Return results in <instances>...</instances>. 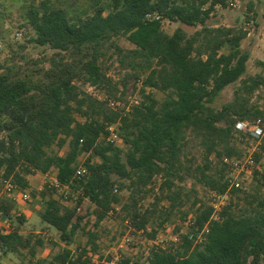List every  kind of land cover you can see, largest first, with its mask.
Returning <instances> with one entry per match:
<instances>
[{
    "label": "trees",
    "instance_id": "trees-1",
    "mask_svg": "<svg viewBox=\"0 0 264 264\" xmlns=\"http://www.w3.org/2000/svg\"><path fill=\"white\" fill-rule=\"evenodd\" d=\"M101 1L92 0L85 18L73 19L51 0H33L27 20L35 32L33 41L55 51L48 60L49 68L40 70L41 79L11 70L2 73L6 66L0 61V172L5 180L13 179L28 189L27 176L57 168L60 187H74L80 193L77 206L65 208L55 198L58 189L47 187L42 192L46 206L41 218L67 243L88 215L80 208L82 202L88 200L94 206L92 213L99 222L120 203L117 192L127 183L130 204L123 208L137 231H146L150 213L138 212L136 196L159 175L167 178L159 201L170 203L172 209L165 212L169 219L181 195V188L171 178L185 179L181 175L182 157L189 136L208 149L209 162L210 154L228 145L238 120L264 117L261 110L248 106L243 93L264 85V78L251 80V84L244 79L251 59L250 52L242 50L247 32L208 26L216 7L227 6V0H110L109 7ZM164 21L202 28L191 36L182 28L167 35L162 29ZM119 36H125L135 48H119L114 42ZM108 44L118 51L122 66L136 69L146 64L149 72L144 88L166 93L163 103L148 95L129 112H118L80 91L76 81L82 79L94 87L116 89L99 67ZM236 83L240 88L233 101L216 110L213 104ZM118 122L126 150L107 142L108 124ZM54 144L60 148L68 144L66 155L49 154ZM261 150L264 154V146ZM83 154L98 161L89 159L80 164ZM225 154L235 157L231 151ZM256 160L260 162L262 156L256 154ZM81 166L88 173L78 177ZM202 176L213 190H227V184L221 183L222 175L218 178V174L206 176L202 172ZM255 180L264 187V171L256 172ZM236 192L240 193L238 202L233 196L220 221L211 220L210 206L200 205L192 230L200 233L209 224L203 243H195L197 235L192 231L194 239L184 236L179 244L153 248L150 264H264V194L240 190L233 194ZM31 243V238L18 231L0 232L4 256H23L22 250ZM35 254L31 248L30 255L35 258ZM28 264L46 263L31 259Z\"/></svg>",
    "mask_w": 264,
    "mask_h": 264
},
{
    "label": "rangeland",
    "instance_id": "rangeland-1",
    "mask_svg": "<svg viewBox=\"0 0 264 264\" xmlns=\"http://www.w3.org/2000/svg\"><path fill=\"white\" fill-rule=\"evenodd\" d=\"M231 1L227 0V6L216 7L208 26L247 32V37L242 41V50L250 52L251 59L248 62L244 79L250 80L251 84V80L264 78V0H240L237 7H231L229 5ZM32 2L33 0H0V61L6 66L2 73L11 70L13 74L23 76L29 74L35 79H41L40 70L49 68L48 60L55 51L33 41L35 32L27 23L28 11ZM51 2L56 7L67 10L73 19H78L79 17L85 18L84 12L94 1L51 0ZM101 4L109 7L111 1L102 0ZM178 28H182L191 36L202 27H190L170 21L163 22L162 29L167 35H172ZM114 42L125 51L135 48V45L125 36L115 38ZM66 56L70 58L72 54ZM119 58L116 48L108 44L99 61L101 71L111 79V84L116 89L104 85L94 87L82 79L76 81L80 91L107 105L109 100L120 102L118 112H128V107L132 109L138 98L140 101L146 100L148 95L159 103L166 100V93L144 88L143 81L149 72L146 64L131 69L122 66ZM135 64L138 65L139 61H135ZM239 88L240 83L227 87L213 104L214 108L221 110L233 101L234 94ZM243 93L249 101V107L257 108L264 113V85L251 93L246 91ZM107 107L111 108L109 105ZM77 118L81 122L84 121L80 116ZM119 131L121 133L120 126ZM1 136L0 132V138ZM116 143L119 148L126 150L127 147L122 138ZM255 145H257L256 142L247 137L242 139L233 130L228 145L217 148L222 155H218V151L210 154L209 163L207 162L208 149L199 139L189 136L182 157L181 175L185 179L182 181L179 177L171 178L181 188V195L169 219L165 212L169 213L172 209L170 203L167 200L159 201L163 198L161 186L167 178L165 175H159L155 176L149 186L136 196L138 212L141 215L150 213L151 221L146 231H137L130 213L123 208L124 205L130 204V191L127 187L129 183H127L124 190L117 192L121 198L120 203L115 205L113 211L99 222L96 215L92 213L94 206L88 200L82 202L80 208L88 215H85L81 228L70 243L63 241L61 233L41 218V213L44 212L46 206L42 192L47 187L56 188L57 168L53 167L48 173L37 172L27 176L28 189L16 183L15 180L8 179L17 184V189L12 198L4 194L0 195V206H2L0 208L3 209V212H0V232L6 234L8 230L18 231L25 238H31L32 243L28 249L22 250L23 256L13 253L4 256L1 251L0 256L2 259L8 257V264H28L31 259L35 262L43 260L46 264H84L83 262L87 264H125L128 260L130 264H150V252L156 246L179 244L184 236L194 239V236L190 235L193 231L192 224L195 222L200 205L210 206L213 190L207 183L208 179L202 176V172L206 176L218 174V178L222 177L221 183L227 184L230 166L226 165L223 160L226 157H232L225 153L231 151L235 155L233 158H236L237 154L242 155L246 148ZM262 146H264V140L259 145V149ZM68 150V144L63 148L54 144L48 149V153L65 156ZM89 159L93 162L98 161L90 154H83L79 159L80 164H84ZM4 180L5 177L1 171L0 187H3ZM255 182L254 178V182L245 192L264 194V187L258 186ZM57 189L55 198L61 202L62 206L70 209L77 206L76 199L80 193L74 187ZM27 190L31 192L29 201L23 199V193ZM65 195L69 197L65 198ZM233 196H237L236 201L238 202L240 193L236 192ZM196 231L194 229L193 232L198 237L199 233ZM176 238H178L177 241ZM31 248L36 252L35 258L30 255ZM79 259L81 262L78 261Z\"/></svg>",
    "mask_w": 264,
    "mask_h": 264
},
{
    "label": "built area",
    "instance_id": "built-area-1",
    "mask_svg": "<svg viewBox=\"0 0 264 264\" xmlns=\"http://www.w3.org/2000/svg\"><path fill=\"white\" fill-rule=\"evenodd\" d=\"M240 3V0H232L230 2L231 7H237ZM219 7L221 5H218ZM150 18L152 16H149ZM154 18V16L152 17ZM159 19V17H157ZM139 98L136 100L135 105L139 104ZM108 105L113 110H118V106L120 102L116 100H109ZM130 107H128V112L130 111ZM127 113V112H126ZM120 123H113L108 124L107 131H108V141L114 144H117L119 140H121V135L119 131ZM234 131L237 133L242 139L243 138H250L252 141L256 142L257 145L248 147L244 150L242 157L236 158H224V163L230 166V173L227 177V190L225 192L220 191H211V202L210 207L212 208V221H220L221 215L225 209V207L230 203L231 199L233 198V191L240 190V191H248L249 186L254 182V178L256 172H263L264 171V154L262 150L259 149V145L264 140V117H260L253 121L250 120H238L235 123ZM256 154L262 156V160L257 162ZM88 170L81 166L77 170V176L83 177L87 175ZM56 188H61L58 181L55 184ZM17 189V185L12 182L11 180H4L3 187H0V195H6L8 197H13L15 191ZM65 198L67 196L65 195ZM23 199L25 201H29L31 199V192L25 191L23 193ZM193 223V222H192ZM194 223L192 224V226ZM13 231L8 230L6 233ZM209 231V224H207L204 229L199 233L196 243H203L206 239L205 235ZM178 238H176V241Z\"/></svg>",
    "mask_w": 264,
    "mask_h": 264
},
{
    "label": "crops",
    "instance_id": "crops-1",
    "mask_svg": "<svg viewBox=\"0 0 264 264\" xmlns=\"http://www.w3.org/2000/svg\"><path fill=\"white\" fill-rule=\"evenodd\" d=\"M9 258L8 257H4L2 260H1V264H8V261Z\"/></svg>",
    "mask_w": 264,
    "mask_h": 264
}]
</instances>
